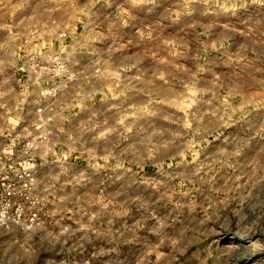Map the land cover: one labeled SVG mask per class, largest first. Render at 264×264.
<instances>
[{"label":"clouds","instance_id":"obj_1","mask_svg":"<svg viewBox=\"0 0 264 264\" xmlns=\"http://www.w3.org/2000/svg\"><path fill=\"white\" fill-rule=\"evenodd\" d=\"M0 264H264V0H0Z\"/></svg>","mask_w":264,"mask_h":264}]
</instances>
